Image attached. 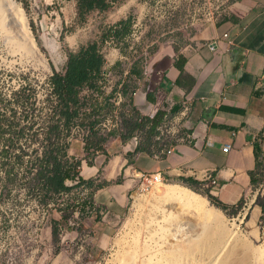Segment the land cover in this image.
<instances>
[{"label":"rangeland","instance_id":"374dc122","mask_svg":"<svg viewBox=\"0 0 264 264\" xmlns=\"http://www.w3.org/2000/svg\"><path fill=\"white\" fill-rule=\"evenodd\" d=\"M67 2L0 0V264H57L59 250L69 248L68 243L76 245L69 256L73 264H264V215L261 212L257 216L254 212L257 198L262 196L259 188L254 191L258 193L254 202L253 197L243 199L227 211L209 202L207 189L203 187L194 189L183 183H160L192 192L203 201L204 209L163 198L155 190L156 185L146 193L136 192V199L131 198L129 209L118 224L113 242L103 260L97 263L76 241H68L67 233L60 232L57 225H54L57 234L53 236L50 228L53 208L27 192L22 176H15L12 182L8 180L6 170L16 151H24L29 159V156H40L44 149H51L45 148L55 139L54 135L49 138L46 129L52 124L55 107L50 77L54 72H64L68 52H78L92 42L101 43L103 30L109 26L105 19L107 14L103 13L88 15L81 22L67 8ZM147 6L142 13L127 14L141 21L134 26L125 49L124 55L129 60L144 58L169 36L186 33L183 26L187 20L182 12L177 13L178 17L182 14V22L173 25L166 22L169 12L164 0H147ZM105 46H117L120 52L116 42L107 40L103 51ZM127 67L125 64L114 70L116 75L109 79L108 89L101 96L100 101L104 102L103 99L115 94L103 116L97 117L101 120L95 127L97 136L91 138L89 123L80 124V120L67 131L71 136L89 137L86 144L93 142V147L99 148L100 138L107 140L114 133H121L124 139L132 134L130 128L125 127V121L130 120L126 115H137L128 107L133 87H129L126 95L123 88L118 91L115 88L121 78L125 80L123 69ZM87 92L88 89L82 92V97L86 98L84 111L91 112L89 100L97 94ZM121 128H124L122 132ZM138 135L142 139L145 136L144 133ZM16 136L18 143H11ZM62 141L68 149L67 139L61 136L59 142ZM3 149H8L6 157L2 155ZM257 179L264 181V167ZM95 184L97 187L91 189L92 193L102 183L95 181ZM64 199L58 195L57 203ZM212 211L217 215L211 216Z\"/></svg>","mask_w":264,"mask_h":264},{"label":"crops","instance_id":"0c3cea01","mask_svg":"<svg viewBox=\"0 0 264 264\" xmlns=\"http://www.w3.org/2000/svg\"><path fill=\"white\" fill-rule=\"evenodd\" d=\"M66 1L67 8L79 19L78 1ZM150 3L153 5V1ZM148 6L147 0H120L107 11L92 12L107 14L109 26L102 33V51L107 40L115 43L103 37L108 29L132 16H127L129 12L142 13ZM183 6L181 2L178 10H168L166 22L180 24L183 17L178 14L182 12L187 20L183 26L185 35L172 34L141 59H127L117 46H105L102 52L106 62L101 90L108 89L109 79L116 75L114 70L127 64V69H123L125 80L121 78L118 87L115 86L117 91L125 90L126 85L133 87L128 107L137 115L126 116L136 120L138 115L154 119L163 114L160 126L169 127L171 141L156 142L158 134L153 138L150 153L137 152L145 138L138 133L146 134L150 125L124 139L123 134L114 133L99 148L90 145L88 152L82 136H72L67 141V158L80 162L81 178L104 184L93 193L92 201L95 207L105 209L106 215L82 216L79 227L67 234L68 241H76L97 263L113 242L131 198L136 199L144 175L161 173L168 183L184 184V179H192L202 189L205 176L210 174L217 179L219 188L206 191L228 205L250 197L254 202L258 194L254 191L261 187L257 178L264 167V0H240L229 14L215 21L209 16L192 20V13ZM132 18L134 28L141 21ZM179 58L184 60V72L177 66ZM87 93L95 92L88 89ZM103 94L93 95L98 97L102 108L111 100L101 102ZM93 96L89 100L90 109ZM105 109L108 108L99 116H103ZM135 136H139L138 141ZM226 146L230 147L228 152L223 150ZM168 149L173 151L172 155L166 154ZM260 193L264 195V188ZM53 212L50 228L55 237L54 225L59 226L65 220L59 207ZM254 212L257 216L261 214L257 205ZM67 245L70 247L59 250L57 264H73L69 256L76 245Z\"/></svg>","mask_w":264,"mask_h":264},{"label":"trees","instance_id":"16d2710c","mask_svg":"<svg viewBox=\"0 0 264 264\" xmlns=\"http://www.w3.org/2000/svg\"><path fill=\"white\" fill-rule=\"evenodd\" d=\"M78 5V16L79 20L83 22L86 20L87 16L94 11L104 12L112 8V4L108 0H77ZM113 3H117L120 0H112ZM132 16H129L127 19L122 20L116 26L108 29L104 33V38L113 39L121 52L124 54L125 49L128 46V40L133 32V21ZM103 43V41H102ZM67 63L63 73L54 72V74L49 79V84L51 88L52 103L55 104L54 108V117L52 118V124L49 125L46 129L48 130L47 134L49 138L52 135L55 136V139L51 143H47L45 148H51L49 150L44 149V153L39 156H29V159H26L24 151H16L14 153L13 160L9 167V170H6V175L10 182L14 181L15 176H22L25 180V186L27 192L32 196H35L40 203L48 206L49 202L55 201V196L61 193L71 192L74 188L80 186H86L89 189H93L95 181L93 180H84L80 178V181L77 185L68 187L66 185L67 180H74L78 176L79 172L77 171L80 166L79 161H73L67 158V148L66 142H59L61 136L68 138L71 136V133H68L70 126L75 122L80 120V124L89 123L91 138L97 136L95 132V127L101 122L97 117L103 113L104 108H109V103L106 107H101L98 97L94 98L92 104L91 112L84 111L85 99L82 97V92L85 89L92 90L98 95H102L104 92L101 90L103 84V68L105 66V57L102 53V44L99 42H92L86 46H82L78 52H68L67 53ZM184 60L179 58L177 62L178 68L183 71ZM184 72V71H183ZM137 75H140L137 73ZM129 86H125L123 94L126 95ZM114 97V94L111 95L105 101H109ZM88 101V100H87ZM106 110V109H105ZM139 120V122L137 121ZM163 119V114H159L156 118H141L139 115L136 120L130 119L125 121V127L130 128V131L133 133L136 130H143L146 126L150 125L149 129L146 131L145 138L141 145L138 146L137 152H151V147L154 145L153 138H155L159 132L158 128L161 125ZM92 120V121H91ZM10 125H14L11 123ZM1 122H0V131H1ZM63 131H66L63 134ZM23 134V130L20 131ZM127 137H131L128 135ZM51 140V139H49ZM87 142L90 138L85 139ZM19 139L16 136L14 140L10 142H17ZM47 142H49L46 139ZM106 142V138H100L98 143ZM10 143V145H11ZM14 145V144H13ZM65 145V146H64ZM86 150L88 152L89 146H94L93 142L86 144ZM8 149L2 150V155L6 157L8 155ZM257 161L259 160L258 147L255 148ZM260 163L258 166L260 167ZM4 166V164H2ZM5 169V168H4ZM21 171V173H19ZM258 173V172H257ZM184 184L194 189L201 188L200 183L192 179H184ZM104 184L98 185V189L103 187ZM94 190V189H93ZM207 200L213 205L221 208L222 210H229L234 208V206L225 204L221 202L218 198L211 195L208 191L205 192ZM92 199L93 193L90 194ZM91 201V207H93ZM87 205V204H86ZM85 206L82 207L81 212H85ZM257 205L264 215V195L257 198ZM63 211V220L67 221L70 217V214H73L75 207H68ZM237 210H234L236 214ZM54 235L57 234V227H54Z\"/></svg>","mask_w":264,"mask_h":264},{"label":"built area","instance_id":"2783aa9c","mask_svg":"<svg viewBox=\"0 0 264 264\" xmlns=\"http://www.w3.org/2000/svg\"><path fill=\"white\" fill-rule=\"evenodd\" d=\"M164 1L168 6L167 11L178 10V4L182 2V0H164ZM239 1L240 0H184L185 4L183 7H185L187 11L192 13L193 15L191 17L192 20L198 21L200 19H206V16H209L211 19H213V21H215L219 17L229 14L228 11L231 10L234 7V5H236ZM108 2L112 4V7L116 5V3H113L112 0H108ZM203 2L207 4L205 5ZM193 22H190V24L192 25L195 24ZM158 131H159V135L155 138L156 142L165 144L166 142L171 141L168 137L171 134V131L169 130L168 126L162 125L158 128ZM72 136L67 138L68 142L69 140L72 139ZM138 140L139 139L136 136L135 141ZM223 150L224 152H228L230 150V147L226 146ZM166 154L172 155L173 151L171 149H168L166 151ZM80 178L81 176L79 173L78 176H76L75 179L71 181L72 186L77 185L80 181ZM142 179L143 180L139 184L136 192L146 193L150 189H152V187L155 184L165 182V179L161 173L144 175ZM260 185L261 187L259 189L261 190L264 188V181H262ZM211 187L219 188V183L217 179H215L212 175L207 174L204 179L203 188L209 189ZM91 193H92L91 189L87 188L86 186H80L74 188L71 192L59 194V196L60 195L62 197L64 196L65 199L63 200V202L57 203L58 195H56L55 201L52 204H50L51 202L48 204V206L53 209L59 207L61 209V214H63L62 210L66 209L67 207H75V211L73 212L72 216L67 221H64L58 226L60 232H62L63 234L65 233L68 234L70 229H77L79 227L82 216H95L97 218V216L104 217L106 215L105 209H99L95 207L94 204L93 207H91V201H92L90 197ZM85 205H86L85 207L86 210L84 213H82L81 209Z\"/></svg>","mask_w":264,"mask_h":264},{"label":"bare ground","instance_id":"6f19581e","mask_svg":"<svg viewBox=\"0 0 264 264\" xmlns=\"http://www.w3.org/2000/svg\"><path fill=\"white\" fill-rule=\"evenodd\" d=\"M155 185H156L155 190L163 198L174 199L178 201H184L190 204H195L199 206V209L205 208L203 201L200 198H198L195 194H193L192 192L186 189L179 187H172V188L164 187L160 183H157ZM210 215L215 216L217 214H215L214 211H212L210 212ZM183 249H186V246H183Z\"/></svg>","mask_w":264,"mask_h":264},{"label":"water","instance_id":"95a60500","mask_svg":"<svg viewBox=\"0 0 264 264\" xmlns=\"http://www.w3.org/2000/svg\"><path fill=\"white\" fill-rule=\"evenodd\" d=\"M67 186H68V187H71V186H72L71 181H69V182L67 183Z\"/></svg>","mask_w":264,"mask_h":264}]
</instances>
